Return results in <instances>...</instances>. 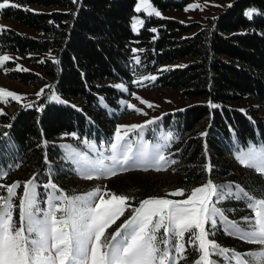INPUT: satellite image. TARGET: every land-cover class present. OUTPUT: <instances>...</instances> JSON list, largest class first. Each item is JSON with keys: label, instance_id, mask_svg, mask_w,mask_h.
<instances>
[{"label": "trees", "instance_id": "16d2710c", "mask_svg": "<svg viewBox=\"0 0 264 264\" xmlns=\"http://www.w3.org/2000/svg\"><path fill=\"white\" fill-rule=\"evenodd\" d=\"M189 1L152 0L162 10L182 8ZM136 2L10 0L19 7L3 9L1 18L18 22L41 38L3 29L0 51L29 56L41 74L11 70L8 76L28 85L49 80L51 94L79 98L82 104L77 109L44 97L20 105L0 117L3 125H11L2 127L1 137L9 139L25 166L40 169L46 164L45 156L49 162L56 161L59 150L51 142L59 141L64 133L79 132L108 140L113 137L118 118L101 106L100 99L116 110L123 94L107 86L106 80H120L133 90L139 79L155 76L153 84L148 81L143 85L153 90H179L187 97L205 101L169 115L168 122L180 139L176 149L183 150V163L176 168L180 173L178 186L190 193L212 178L216 185L217 180L232 181L263 195L264 181L232 161L226 141L234 137L240 148L264 145V117L260 116L264 108V0H236L206 23L187 25L143 15L145 25L138 34L132 29ZM248 9L260 14L254 13L249 19L244 14ZM154 28L156 31H151ZM137 48L142 51L133 52ZM49 51L55 54L54 59L36 61V53ZM185 59L189 60L186 65L172 67ZM246 98L256 100L258 107L247 111L232 107ZM209 101L217 107L210 108ZM28 104L32 107H24ZM192 132L196 136H190ZM206 165L211 166L210 171ZM228 199L224 204L231 209L221 210L236 222L246 206ZM219 233L222 239L218 245L222 248L247 251L245 243L234 241L224 230ZM186 257L187 264H192L198 253L189 246Z\"/></svg>", "mask_w": 264, "mask_h": 264}, {"label": "snow or ice", "instance_id": "6c2138e0", "mask_svg": "<svg viewBox=\"0 0 264 264\" xmlns=\"http://www.w3.org/2000/svg\"><path fill=\"white\" fill-rule=\"evenodd\" d=\"M9 7L16 8L19 5L10 3V0L0 2V10ZM196 8H200V5H190L185 11ZM135 11L143 12L148 17H161L150 0H138ZM254 13L260 14L255 9H248L244 14L252 19ZM143 24V19L133 18V31H138V26ZM151 31L155 32L156 29ZM136 51L133 49V52ZM10 59L8 55H0V67ZM136 61L139 63V57H136ZM53 63L58 61L54 60ZM14 70L21 69L17 67ZM145 79L155 80L156 77ZM115 87L127 91L123 84ZM42 92L43 89L37 95ZM7 98L17 102L22 99L12 91L0 89V102L8 104ZM135 98L149 108L154 107L139 96ZM53 99L59 100L58 97ZM24 107L30 108L32 105ZM127 107L146 115L131 104ZM209 107L216 108L217 105L209 101ZM3 114L0 110V115ZM155 122L148 120L144 124L117 125L114 142L110 144L111 154L108 156L103 151L98 152L95 159L77 154L83 165L81 178H111L140 165H143L144 171L149 170V166L156 171L166 170L164 149L167 144H159L149 150L148 143L141 140L137 142L134 151L133 142L129 139L131 133L142 134V130ZM90 147L96 151L95 145ZM206 148L205 145V154ZM235 159L243 167L264 176V146H250L246 151H240ZM106 160L111 164H105ZM45 163H48L46 156ZM205 167L211 170L210 165ZM0 176L6 174L0 173ZM38 187H43L47 193L44 201L46 209L40 206ZM224 187L209 179L202 186L192 189L185 199H144L132 210L129 218L108 234L107 230L125 214L129 201L127 196L102 192L99 187L84 195L68 196L51 180L41 186L33 176L23 182L22 195L17 205L14 198L17 196L16 190L21 188V182L0 184V189L7 192V196L0 195V264H180L181 260L187 259L186 245L198 253L194 264H215L211 259L213 255L227 258L226 254L230 251L237 264H264V250L258 254L245 253L243 255L249 259L244 260L240 253L222 248L209 238L214 235L210 229L217 227L216 217H219L221 222L228 225L225 228L228 234L239 233V238L244 242L264 245V198L256 199L238 185L237 193H225ZM166 195L181 197L185 195V190L178 189ZM225 195L249 201L247 207L252 209L253 215L251 218H243L249 225V231H243L236 222L228 221L223 211L216 207ZM14 208H18V223L13 217Z\"/></svg>", "mask_w": 264, "mask_h": 264}, {"label": "rangeland", "instance_id": "374dc122", "mask_svg": "<svg viewBox=\"0 0 264 264\" xmlns=\"http://www.w3.org/2000/svg\"><path fill=\"white\" fill-rule=\"evenodd\" d=\"M174 1H176V3L182 2V0ZM235 1L236 0H191L185 5H183L182 8L174 7L168 10H162L155 6L152 0H150L152 5L161 13L162 19H175L187 25L193 23H206L209 19H213L225 12L229 8V5L232 6ZM197 4L200 5V8H196L194 10L189 9L188 11H185V9L188 8L190 5ZM35 8V10L38 11V8ZM1 11L2 10H0V32L3 29H12L15 30L17 33L33 36L34 38H41V35L39 33L18 22L2 19ZM135 13L136 15L134 16V18L144 20L143 15L148 17L143 12L137 13L135 11ZM153 17L161 18L156 17L154 15L149 18ZM144 25L145 20L143 26H138V31H134V33L138 34L142 30ZM136 50V52H139L141 51V48H137ZM0 55H8L11 58L3 67H0V89L12 91L13 93H16L20 97H22V99H20L18 102L12 100L11 98H7L9 101L8 104L0 102V110L3 111V115L16 110L17 107H19L20 105H24L25 103H30L32 101L35 102L37 100H41V98L44 97L49 98V101L51 102L59 104H70L77 109H81L82 100L79 98L65 99L62 97H58L59 100L53 99V97L56 96L51 94V82L49 80H42L39 83L28 85L25 83H21L18 80H14L8 76V72L16 69L17 67H19L22 71H24L23 69H27V71L29 72L41 74V70L36 64L33 63L29 56L24 54H17L11 51H0ZM34 56L36 57V61L55 58V54L52 51H49L47 53H36ZM188 61L189 60L187 59L182 60L173 64L172 67L184 66L187 64ZM155 80L145 79V77H143L135 82L137 86L135 89L131 90L126 83L120 80L108 79L106 80V85L114 87L117 91L122 93L123 96L121 97L119 107L116 110L108 108L103 98L100 99V104L104 109L108 110L109 112L116 113V116L118 118L117 125L144 124L148 120H155L156 122L154 124L149 125L147 128L142 130V134L131 133L129 139L133 142L134 151L137 147V142L141 140L143 142L148 143L149 150H151L156 145L167 144L168 146L164 149V155L166 157V163L164 167L166 170L156 171L151 166H149V170L144 171L142 170L143 165H140L139 167H134L124 172H119L116 176H113L111 178L100 177L94 178L92 180L82 179L80 172L82 171L83 165L80 162V158L77 154H80V156L86 155L90 159H95L97 153L100 151H103L105 156L110 155V144L114 142V135L110 140H108L103 137L98 138L97 136L90 137L86 134L81 135L79 132L64 133V135L59 141L51 142V144H53V147L59 150L57 153L56 161H54V163L48 161V163L40 169L28 168L29 166H25L23 160L21 159V156H19L15 147L8 141L9 139L6 140V136H4L3 138L0 134V173L6 174V176H0V184L11 185L12 183L17 181L21 182V188H18L16 190L17 196L16 198H14V203L18 205L19 198L22 195L23 182L27 181L33 176L36 177V183L41 186L51 180V182L55 183L58 188L63 190L64 194L68 196L84 195L97 187H99L102 192L108 191L118 195L127 196L129 198V201L125 214L120 217V219H118L116 223L113 224L107 230L108 234H110L114 232L124 222V220L129 218L132 213V210L135 207H138L140 202L144 199L187 198V195L189 193L186 192V190L185 195L181 197H173L166 195L175 190L183 189L182 187L178 186L180 183V173L176 169L177 166H181L183 163L181 160L183 150L176 149L178 143L180 142V139L176 136L175 128L172 123L169 124L168 119L171 115H174L178 111H182L187 107L196 104H204L205 101L194 97H187L179 90H153L143 85L148 81L153 84ZM117 84H123L127 91H122L116 88L115 85ZM41 89H43V92L41 95L38 96L37 93H40ZM136 96H139L143 100L150 102L154 105V107L149 108L146 104H141L140 101L135 98ZM128 104L133 105L135 108H139L141 110V113H146V115L138 114L133 110L128 109ZM232 107L239 108L241 111H247L251 107H258V102L251 98H246L241 102L234 103ZM3 115H0V117H2ZM260 116L264 117V108H262ZM2 122L3 120L2 118H0V131H2L3 126L7 125L6 123H4L3 125ZM190 136H196V132L190 133ZM85 141H87L88 143H84ZM235 141L234 137H232L230 141H226L228 155L233 162L237 163L241 167L243 166L239 164V162L235 159V156L240 151H246L250 146L257 148H259L260 146H264H255L254 144H250L246 148H240V146H238ZM65 145L71 147H64ZM90 145H95V152L92 150ZM105 164L110 165L111 162L106 160ZM246 170L252 172L255 176L260 177L262 181H264V176L258 174L253 169L246 168ZM210 180H212V178H210ZM212 182L216 184L215 180H212ZM217 183L218 186H225L223 189L225 193L238 192V189L236 187L237 184L233 183L232 181L217 180ZM202 185L203 184L198 185L196 187H200ZM48 191L50 192L51 189H49ZM244 191L248 192L251 196L256 199L264 198V192L263 195H261L260 191L257 192L255 191V189H244ZM38 193L41 202L40 206L41 208L46 209L47 205L44 201L46 200L47 193L45 189H43V187H38ZM259 193L260 195H258ZM58 194L59 193H57V195ZM0 195L7 196L6 190L0 189ZM228 198L234 199L235 201L243 203L246 206L243 213L237 217L238 220L236 221V223L238 224L241 230L249 231V225L246 224L243 220L244 217L251 218L253 215L252 209H249L247 207L249 201L246 198L237 199L233 196L225 195V198L222 199L221 202L217 203L216 207L224 210L231 209L229 205L224 204L225 199L230 200ZM56 203L59 202L57 201ZM58 215L61 214L58 213ZM13 217L14 220L18 223V208H14ZM216 219L217 227L214 229H210V231L214 233V235H212L213 240L218 244V242H220V239H222L218 237L220 235V230L225 231V228L228 227V225L225 222H221L219 217H216ZM227 220L232 221L228 217ZM225 233L228 236L232 237L234 241L236 240L237 242V240H240L241 242L245 243L244 249L247 250L245 253L258 254L260 251L264 250V245L247 243L241 240L239 238V233H236L234 235L228 234L226 231ZM186 247L189 249V246L186 245ZM235 252L240 253L242 259H249V257L243 255L245 253H243L241 250H239V252ZM186 254L187 252L185 253V255ZM226 256L227 258H225V256L213 255L211 259L215 261V264H237V261L232 258L231 251L227 253ZM187 260L188 259L181 260L180 264H187ZM192 264H194V262Z\"/></svg>", "mask_w": 264, "mask_h": 264}]
</instances>
